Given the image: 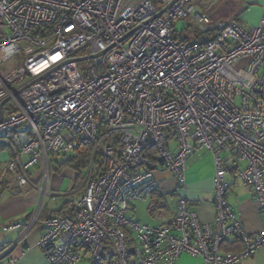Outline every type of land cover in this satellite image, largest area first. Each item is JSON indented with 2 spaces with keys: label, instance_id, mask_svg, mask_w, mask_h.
<instances>
[{
  "label": "built area",
  "instance_id": "built-area-1",
  "mask_svg": "<svg viewBox=\"0 0 264 264\" xmlns=\"http://www.w3.org/2000/svg\"><path fill=\"white\" fill-rule=\"evenodd\" d=\"M200 1L0 0V69L21 57L0 74V105L10 99L0 122V148L10 152L0 198L25 187L41 196L28 222L4 227L23 234L0 251V264H16L13 251L39 225L47 264L85 256L103 264L107 244L111 264H175L184 254L240 264L264 247V228L249 235L229 204L225 158L246 162L238 178L255 192L264 224V12L247 29L235 18L213 21ZM178 21L187 22L183 35ZM84 147L82 183L54 193L51 158L70 161ZM201 151L215 164L213 224L200 222L185 194L187 162ZM152 154L177 181L174 219L156 227L127 218L133 202L158 190ZM59 197L67 211L45 217ZM228 241L241 250L223 253Z\"/></svg>",
  "mask_w": 264,
  "mask_h": 264
},
{
  "label": "crops",
  "instance_id": "crops-1",
  "mask_svg": "<svg viewBox=\"0 0 264 264\" xmlns=\"http://www.w3.org/2000/svg\"><path fill=\"white\" fill-rule=\"evenodd\" d=\"M234 18L250 29L260 22L264 12V0L236 1L231 8ZM249 60H243L240 65L246 67ZM10 158L7 149L0 151V166ZM229 183L228 201L237 210L239 218L249 235H257L263 231V219L259 213L255 192L243 184L239 172L246 167V162L238 161L235 157L225 156ZM62 157L51 158L50 161V189L54 193L66 194L79 186V173L74 167L64 165ZM32 177L38 180V174L32 172ZM158 190L148 201H135L128 219L156 227L169 224L176 214V197L174 191L177 181L173 173L158 159L153 171ZM214 176L215 164L211 153L201 151L187 162L186 170V198L191 212L195 213L203 224H213L216 219L214 206ZM41 199L40 194L29 187L19 192L4 189L0 198V251L5 247L20 241L23 232L20 230L4 231V227L13 222H28L33 216ZM67 198H57L48 202L45 217L60 216L67 210ZM63 212V213H62ZM62 213V214H61ZM43 227L37 226L15 248L12 258L16 264H47L44 253L40 247ZM132 234V232H130ZM236 241H228L222 247L223 253H237L241 245ZM112 249H108L103 264H111ZM81 264H88L85 256ZM175 264H203L200 258L182 255ZM240 264H264V247L253 257L246 258Z\"/></svg>",
  "mask_w": 264,
  "mask_h": 264
},
{
  "label": "rangeland",
  "instance_id": "rangeland-1",
  "mask_svg": "<svg viewBox=\"0 0 264 264\" xmlns=\"http://www.w3.org/2000/svg\"><path fill=\"white\" fill-rule=\"evenodd\" d=\"M236 1L240 2L241 0H201L200 7L205 12H207L213 21L219 20H228L230 18H234L233 13L231 12V8L236 3ZM174 29L180 35L185 34L187 31V22L186 21H178L174 25ZM1 26H0V37H1ZM195 37L201 36V31H194ZM194 38H190L195 40ZM21 64V57L19 55L10 59L1 69L0 74L2 76L16 70ZM238 68H242L239 64ZM11 104L9 103L8 106ZM128 218V216H127Z\"/></svg>",
  "mask_w": 264,
  "mask_h": 264
},
{
  "label": "trees",
  "instance_id": "trees-1",
  "mask_svg": "<svg viewBox=\"0 0 264 264\" xmlns=\"http://www.w3.org/2000/svg\"><path fill=\"white\" fill-rule=\"evenodd\" d=\"M201 35H203V34H201ZM214 33H210V34H206V36H208L209 38L210 37H214ZM199 37V36H198ZM197 37V38H198ZM184 40L185 41H189L190 40V37H189V35L188 34H186L185 35V37H184ZM1 149H3V148H0V151H1ZM83 151H82V153H80V155L77 157V158H75V159H72V160H70V161H65L64 162V165H66V166H71V167H74L76 170H77V172L79 173V184H81L82 183V181H83V175H84V172H85V170H86V168H87V165H88V155H87V151H88V147H84L83 149H82ZM151 161L153 162V163H157V161H158V159L156 158V156L155 155H151ZM67 207V206H66ZM67 210V209H66ZM63 213V212H62ZM61 213V214H62ZM64 214V213H63ZM62 214V215H63ZM61 216V215H60ZM127 238H128V243H129V246H132V243H133V241H132V236L130 235V233H127ZM235 245H238V243H235ZM109 244H107V247L109 248ZM108 248H107V251H108ZM132 256V255H131ZM112 258V257H111Z\"/></svg>",
  "mask_w": 264,
  "mask_h": 264
},
{
  "label": "water",
  "instance_id": "water-1",
  "mask_svg": "<svg viewBox=\"0 0 264 264\" xmlns=\"http://www.w3.org/2000/svg\"><path fill=\"white\" fill-rule=\"evenodd\" d=\"M163 14V13H162ZM161 14V15H162ZM77 62H83L86 61V59H78ZM10 101V99H6L1 105H0V122L3 120V107Z\"/></svg>",
  "mask_w": 264,
  "mask_h": 264
}]
</instances>
